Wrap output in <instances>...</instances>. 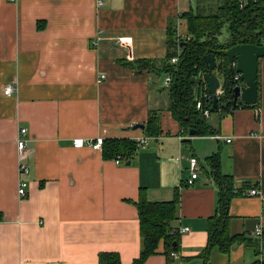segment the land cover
<instances>
[{
	"label": "crops",
	"instance_id": "obj_1",
	"mask_svg": "<svg viewBox=\"0 0 264 264\" xmlns=\"http://www.w3.org/2000/svg\"><path fill=\"white\" fill-rule=\"evenodd\" d=\"M97 1L0 0V264H99L102 253L132 264L142 252L136 203L142 195L165 203L177 194L170 225L181 233L179 251L167 257L161 241L144 264H205L220 193L206 160L214 154L235 189L259 188V196L236 197L229 209L231 235L255 239L264 230V58L258 106L211 112L206 123L215 135L188 136L169 110L168 75L122 61L165 59L170 25L188 36L181 15L193 10L192 1ZM7 85L17 88L11 96ZM150 114L159 118L156 137L146 134ZM22 129L30 170L20 178ZM98 137L148 144L121 164L106 159L103 148L73 146ZM191 157L200 168L188 186ZM21 179L29 184L25 198L18 195ZM262 259L264 250L257 255L236 243L227 254L213 248L207 264Z\"/></svg>",
	"mask_w": 264,
	"mask_h": 264
},
{
	"label": "trees",
	"instance_id": "obj_2",
	"mask_svg": "<svg viewBox=\"0 0 264 264\" xmlns=\"http://www.w3.org/2000/svg\"><path fill=\"white\" fill-rule=\"evenodd\" d=\"M188 27V36L182 46L176 39V30L170 25L168 54L163 60H138L135 62L122 61L126 67L148 70L157 75L164 73L172 77L169 87L171 111L174 118L179 122L182 132L190 135L208 136L215 135L206 123L204 111L209 113L233 112L239 106L254 108L245 104L234 105V89L238 86L235 76L229 70V65L224 52L234 45L252 44L264 46V0H208L207 5H198L196 11L190 10L181 15ZM227 28L229 41L220 43L223 30ZM181 49L172 52L176 47ZM182 46V47H180ZM215 54L217 58V69L214 72L223 79V93L219 96L218 109L214 108L213 98L202 82L197 91L194 90L193 79H200L207 73L204 57ZM178 57L175 64L172 58ZM201 102L202 107L198 109L197 104ZM159 118L150 114L146 125L148 137H156L160 134ZM139 149L138 144L127 139L105 140L103 154L106 159L130 161ZM211 175L215 178L220 188L219 205L216 215L210 220L209 242L202 254L205 264L208 263V255L215 247L223 253H229L231 247L238 243L254 249L257 255L262 254L264 242V230L262 239H247L242 235H231L230 225V203L232 199L246 194L250 188L256 185L245 184L240 190L235 189L233 177L223 175L220 172L219 154L208 157ZM179 204L178 194L171 202L157 203L149 201L142 195L136 203L139 212L142 236V252L138 259L132 264H144L150 257L157 254L161 241L165 242V255L171 257L179 251L180 231L173 230L170 222L175 218ZM2 216L0 215V222ZM99 264H122L119 254L102 253L99 256ZM171 264V262L169 263ZM259 264H264V260Z\"/></svg>",
	"mask_w": 264,
	"mask_h": 264
},
{
	"label": "water",
	"instance_id": "obj_3",
	"mask_svg": "<svg viewBox=\"0 0 264 264\" xmlns=\"http://www.w3.org/2000/svg\"><path fill=\"white\" fill-rule=\"evenodd\" d=\"M224 56L229 65L230 72L240 76V79L236 80L238 86L234 89V105H237L239 100L247 106L257 105L259 94V60L264 58V46L252 44L234 45L224 52ZM204 60L207 66V73L200 79H193L194 90L197 91L198 86L204 82L209 94L213 98L214 108L218 109L220 101L218 91L223 86V79L214 73L217 69L216 55H206ZM133 129L145 130V127L143 125H136ZM190 135L194 136L195 132L190 131ZM262 248L264 250V242Z\"/></svg>",
	"mask_w": 264,
	"mask_h": 264
},
{
	"label": "built area",
	"instance_id": "obj_4",
	"mask_svg": "<svg viewBox=\"0 0 264 264\" xmlns=\"http://www.w3.org/2000/svg\"><path fill=\"white\" fill-rule=\"evenodd\" d=\"M11 2H16L17 0H10ZM97 4L99 7H102L104 5V0H98ZM124 39L123 38H119L117 39V42H122ZM178 61V57H174L171 60L172 64L177 63ZM105 78V77H103ZM236 80L240 79V76L238 74H236L235 76ZM172 82V77L170 75L167 76L166 80H165V85L166 86H170ZM223 87V86H222ZM222 87L221 89L218 91V96H220L223 91H222ZM17 91V88L14 85H7L6 88L4 89V94L6 96H11L13 95L15 92ZM212 97V96H211ZM198 109H201L202 104L201 102H198L197 104ZM209 111H204V116H209ZM27 130L26 129H22L20 131V138L18 139V152H19V160H20V164H19V175L20 178H23L24 176H26L29 173L30 167L29 165H27L24 161L27 152L29 151V144L28 141L24 138V136L26 135ZM216 140H222L221 136H215L214 137ZM105 139L103 137H98L95 140L94 139H75L73 141V146L77 149H82L84 147H88L94 151H98L101 150L103 148V144H104ZM230 139H227V142H230ZM148 142H147V138H143L140 140L139 143V147L144 149L146 148ZM115 162L117 164H121L122 161L121 159H116ZM199 168H200V164H199V160L196 157H191L190 161H189V169H190V178L187 180V185L188 186H192L195 181L197 180L198 176H199ZM28 182L26 180L21 179L19 182V186H18V195L21 198H25L28 195ZM247 196H259L260 195V191L258 187H254V188H250L247 192H246ZM188 229H184L181 232H186ZM262 234L263 231L260 229L257 233H256V239H262ZM261 244H263L262 241H260ZM175 255V253L172 254V256ZM263 261V259L261 260V262Z\"/></svg>",
	"mask_w": 264,
	"mask_h": 264
},
{
	"label": "rangeland",
	"instance_id": "obj_5",
	"mask_svg": "<svg viewBox=\"0 0 264 264\" xmlns=\"http://www.w3.org/2000/svg\"><path fill=\"white\" fill-rule=\"evenodd\" d=\"M192 1V7H193V10L194 11H196L197 10V3H199V4H203V5H207V3H208V0H191ZM190 10V9H189ZM180 30V29H179ZM176 35H177V37H176V39H177V41L179 42V43H181L182 44V46L185 44V42H186V39H187V36H185V35H181V34H179L178 32L176 33ZM228 41H229V34H228V29L227 28H225L224 30H223V33H222V35H221V37H220V43H222V44H226V43H228ZM182 46H180V47H182ZM181 49H179V47L177 46L175 49H172V52L174 51L175 53L176 52H178V51H180Z\"/></svg>",
	"mask_w": 264,
	"mask_h": 264
}]
</instances>
